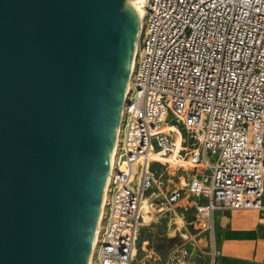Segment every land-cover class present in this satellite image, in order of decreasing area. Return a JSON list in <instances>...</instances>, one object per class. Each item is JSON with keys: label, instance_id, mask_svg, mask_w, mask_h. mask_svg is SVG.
I'll return each mask as SVG.
<instances>
[{"label": "built area", "instance_id": "2783aa9c", "mask_svg": "<svg viewBox=\"0 0 264 264\" xmlns=\"http://www.w3.org/2000/svg\"><path fill=\"white\" fill-rule=\"evenodd\" d=\"M140 22L89 264H218L217 212L264 211V0H143ZM153 211L195 231L157 247Z\"/></svg>", "mask_w": 264, "mask_h": 264}, {"label": "water", "instance_id": "95a60500", "mask_svg": "<svg viewBox=\"0 0 264 264\" xmlns=\"http://www.w3.org/2000/svg\"><path fill=\"white\" fill-rule=\"evenodd\" d=\"M140 0H0V264H89Z\"/></svg>", "mask_w": 264, "mask_h": 264}, {"label": "crops", "instance_id": "0c3cea01", "mask_svg": "<svg viewBox=\"0 0 264 264\" xmlns=\"http://www.w3.org/2000/svg\"><path fill=\"white\" fill-rule=\"evenodd\" d=\"M216 230L221 249L218 264H264V211L220 210Z\"/></svg>", "mask_w": 264, "mask_h": 264}, {"label": "rangeland", "instance_id": "374dc122", "mask_svg": "<svg viewBox=\"0 0 264 264\" xmlns=\"http://www.w3.org/2000/svg\"><path fill=\"white\" fill-rule=\"evenodd\" d=\"M152 223L145 227L142 233L144 239L153 240L157 247L170 248L174 245H178L183 242L180 232L184 231V228L188 227L190 231H195L193 226L189 225L191 215H186L184 219L176 217L171 218L170 215H161L153 211ZM150 217L147 219L149 220Z\"/></svg>", "mask_w": 264, "mask_h": 264}, {"label": "bare ground", "instance_id": "6f19581e", "mask_svg": "<svg viewBox=\"0 0 264 264\" xmlns=\"http://www.w3.org/2000/svg\"><path fill=\"white\" fill-rule=\"evenodd\" d=\"M142 1H143V0H140V1H139L138 11H137L139 17H140V15H141ZM133 66H134V58H133L132 65H131L130 75H131V72H132V70H133ZM130 82H131V79L129 78L128 86H127V91H128V92H129L130 85H131ZM126 98H127V95H126ZM122 115H123V112H122ZM121 120H122V119H121ZM120 124H121V123H120ZM119 131H120V127H119ZM117 139H118V136H117ZM116 147H117V143H116L115 148H114V150H113V154H112V158H111V164H110V171H111L112 167L114 166L115 154H116ZM108 184H109V179L107 180V186H106V190H105V194H104L103 202H104V200H105V198H106V195H107V187H108ZM143 209L146 211V213H148L149 207H148L147 203H144ZM102 210H103V204H102V209H101V211H102ZM145 218H146V220H147V219L149 218V216H148V215H145ZM101 220H102V217H101V214H100V219H99V223H98L97 231H96L95 238H94L92 254H93V250H94V245H95L96 240H97V236H98V232H99V228H100ZM92 254H91V257H92ZM90 259H91V258H90ZM89 262H90V261H89Z\"/></svg>", "mask_w": 264, "mask_h": 264}]
</instances>
